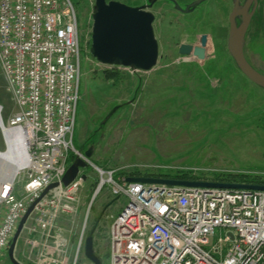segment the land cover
<instances>
[{
  "label": "built area",
  "instance_id": "obj_1",
  "mask_svg": "<svg viewBox=\"0 0 264 264\" xmlns=\"http://www.w3.org/2000/svg\"><path fill=\"white\" fill-rule=\"evenodd\" d=\"M0 70L14 105L0 126L6 147L12 135L25 145L21 166L0 183V254L35 202L20 233L32 263L65 264L69 239L58 221L76 214L87 176L79 168L69 184L62 178L79 157L99 177L85 221L105 185L126 198L109 215L108 264H264V190L130 181L154 176L116 175L76 149L80 32L71 0H0Z\"/></svg>",
  "mask_w": 264,
  "mask_h": 264
},
{
  "label": "rangeland",
  "instance_id": "obj_2",
  "mask_svg": "<svg viewBox=\"0 0 264 264\" xmlns=\"http://www.w3.org/2000/svg\"><path fill=\"white\" fill-rule=\"evenodd\" d=\"M71 1L80 32L79 100L73 130L76 149L92 148L89 160L116 173L181 174L216 182H222L216 180L218 176L230 173L260 172L264 177V88L239 70L228 51L229 14L241 7L242 0H208L187 12L178 11L167 0H118L131 6L151 4L158 58L145 71L102 64L92 57L95 0ZM252 10L253 6L243 50L247 61L264 74V0H257ZM236 23L240 24L239 19ZM203 35L207 39L203 55L178 52L181 43L200 46ZM13 109L0 70L1 119L5 121ZM11 148L5 151L0 127V151L7 153L1 160L6 166ZM87 164L81 168L87 180L76 214L58 221L69 239L65 264H92L83 253L90 231L101 264H108L109 215L126 203L125 197L116 198L105 185L94 197L85 221L99 180L94 167ZM84 222L83 242L75 260ZM31 253L21 234L14 257L19 264H33ZM0 264L15 263L4 251Z\"/></svg>",
  "mask_w": 264,
  "mask_h": 264
},
{
  "label": "water",
  "instance_id": "obj_3",
  "mask_svg": "<svg viewBox=\"0 0 264 264\" xmlns=\"http://www.w3.org/2000/svg\"><path fill=\"white\" fill-rule=\"evenodd\" d=\"M200 1L202 0H197L193 4ZM251 4L254 10L257 0H245L241 7L233 9L229 14L228 51L239 70L253 83L264 88V74L257 71L247 61L243 50L244 36L251 15L247 14V10ZM149 6H151L150 3L142 6H131L118 0H95L91 28L92 57L102 64L125 66L133 70L145 71L151 69L157 62L158 43L153 30L155 16L151 11L147 10ZM237 18L241 20L239 25L236 23ZM206 41V36L203 35L200 46L182 43L178 52L183 55L190 53L199 56L203 55ZM83 154L87 158L91 157L92 148L85 150ZM87 165V162L82 158H74L62 178V183L64 185L69 184L76 177L79 168H84ZM81 177L83 180L86 179L85 174H81ZM128 180L192 187L264 190V185L260 184L223 183L193 179L132 177ZM56 185L57 182L51 183L41 193L40 197L48 189ZM34 204L35 202L27 208L7 249L9 259L15 264H19L14 257L16 243L27 217L33 210ZM83 253L92 264H101V259L94 249L93 231H90L84 239Z\"/></svg>",
  "mask_w": 264,
  "mask_h": 264
},
{
  "label": "bare ground",
  "instance_id": "obj_4",
  "mask_svg": "<svg viewBox=\"0 0 264 264\" xmlns=\"http://www.w3.org/2000/svg\"><path fill=\"white\" fill-rule=\"evenodd\" d=\"M2 124V119H1V115H0V126ZM10 150V160L7 162V166L6 164L3 163V161L1 160V157L4 158L7 153H5V151H8V148L11 147ZM24 141L22 138L16 137V136H11L10 137V142H9V146L7 147V149L4 152L0 151V183L3 181H7L10 180L14 173L18 170V168L21 166L23 160H24ZM6 154V155H5ZM11 166L10 172H8V167Z\"/></svg>",
  "mask_w": 264,
  "mask_h": 264
},
{
  "label": "trees",
  "instance_id": "obj_5",
  "mask_svg": "<svg viewBox=\"0 0 264 264\" xmlns=\"http://www.w3.org/2000/svg\"><path fill=\"white\" fill-rule=\"evenodd\" d=\"M109 76V75H108ZM73 160V158H72ZM116 175H128L124 171L116 173ZM154 177H165V178H176V179H191L189 177L179 175H170L169 173H158L152 174ZM217 178V177H216ZM216 180L226 182V183H244V184H260L264 185V177L259 175L247 174V173H230L223 176H218Z\"/></svg>",
  "mask_w": 264,
  "mask_h": 264
},
{
  "label": "flooded vegetation",
  "instance_id": "obj_6",
  "mask_svg": "<svg viewBox=\"0 0 264 264\" xmlns=\"http://www.w3.org/2000/svg\"><path fill=\"white\" fill-rule=\"evenodd\" d=\"M195 1H197V0H167V2H169L170 4H172L174 6V8L177 9L178 11H180V12H187L189 8H191L195 4H198V3L193 4ZM206 1H208V0H202L200 2L204 3ZM244 2H245V0H242V3H241L240 6H242L244 4ZM142 5H148V3H146V4H140V5H134V6H142ZM250 8L252 9V4L249 6V8L247 10V14H248ZM147 10H149V11H151L153 13L152 8H150V6L147 7ZM237 19H239V18H237ZM239 21L241 23V20L240 19H239ZM186 44H191V43H186ZM191 45H193V44H191ZM179 46H180V44H179ZM179 46H178V50H179ZM193 46H195V45H193Z\"/></svg>",
  "mask_w": 264,
  "mask_h": 264
}]
</instances>
